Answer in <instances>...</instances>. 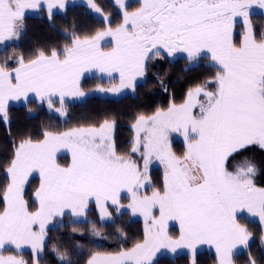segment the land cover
<instances>
[{"label": "snow or ice", "instance_id": "6c2138e0", "mask_svg": "<svg viewBox=\"0 0 264 264\" xmlns=\"http://www.w3.org/2000/svg\"><path fill=\"white\" fill-rule=\"evenodd\" d=\"M115 3L122 12L116 26L93 0H87L109 26L83 38L73 33L70 43L59 50L39 49L28 58L14 57L15 67L7 60L0 63L3 119H7L8 102L27 99L29 93L49 108L58 97L61 107L56 111L64 115L65 97L85 96L80 77L91 68L109 76L119 74L118 85L98 87L100 92L134 90L137 77L145 74L146 62L164 53H186L189 61L203 53L217 70L208 81L189 89L182 102L137 115L126 154L117 151L114 121L109 119L98 126L45 131L37 141L23 140L7 164V183L0 189L4 202L0 250L5 245L17 250L28 245L33 264H40L46 228L54 218L66 212L86 218L94 202L100 220H111L125 208L120 193L126 190L131 195L126 207L144 216L143 240L115 254L92 253L86 264H152L160 248L173 253L188 249L192 264H197L199 244L215 247L218 264H234L235 250L248 248L251 238L237 220V211L246 209L264 230V187L254 183L258 166L249 158L233 163L250 146L264 150V27L257 32L251 19L256 9L264 10V0H140L134 11L126 10L125 0ZM38 6L39 0H0V45L20 36L25 10ZM54 6L65 8L64 0L48 4L50 18ZM260 15L264 18V11ZM237 17L243 27L239 39ZM105 37L112 38L107 51L100 43ZM174 132L184 138L181 154L172 149ZM61 150L71 153L70 165L57 163ZM137 153L139 160L132 158ZM153 159L163 165L162 188L151 185ZM33 172L39 173L34 192L38 207L29 210L25 185ZM146 184L152 187L151 195L140 194ZM156 208L158 217L153 215ZM169 220L179 221V239L168 236ZM91 233L100 235L95 224ZM261 241L264 245V236ZM58 259L71 264L68 253L58 254ZM0 264L26 262L0 251ZM247 264L259 262L250 257Z\"/></svg>", "mask_w": 264, "mask_h": 264}, {"label": "trees", "instance_id": "16d2710c", "mask_svg": "<svg viewBox=\"0 0 264 264\" xmlns=\"http://www.w3.org/2000/svg\"><path fill=\"white\" fill-rule=\"evenodd\" d=\"M93 2L101 8L103 14L110 18L118 14L112 0H93ZM130 5L135 7L137 3L132 2ZM252 21L257 32L264 27V18L260 14L252 15ZM23 24L24 28L20 36L0 47V63L7 60L10 66L15 67L14 57L24 55L28 58L39 49L59 50L70 43L73 33L83 38L104 28L103 20L94 16L84 5H68L62 11L52 10L51 18L48 9L42 8L24 16ZM239 33L236 32L237 39H239ZM202 60L199 64L191 66L186 58L170 60L163 56L160 59H151L146 64L144 80L135 86L132 93L119 98L93 94L83 103L64 102L63 109L66 113L64 119L54 112L59 105L56 98L52 108H49L46 101L39 100H29L22 105L9 106L6 109L7 119L0 117V189L7 183L5 169L18 145L28 138L33 141L43 139L45 131L64 132L72 128L98 126L104 119H109L114 121L112 137L117 151L128 153L134 136L131 125L137 115L141 113L150 115L157 109L167 108L170 102H182L189 89L205 83L215 74L216 67L206 65ZM81 82V87L89 90L103 81L91 77ZM171 144L173 151L177 154L184 151V146L177 140ZM238 157L241 160L249 158L254 161L262 157L256 163L260 160L264 163V151L260 152L255 148L243 151ZM132 158L139 160V155L133 154ZM57 161L66 166L68 158L62 156ZM262 174L264 175V168ZM149 176L151 185L162 188L163 174L159 167L150 168ZM37 187L38 179L35 177L25 186V198L30 206L33 205L32 199ZM151 191L152 187L148 186L140 194ZM130 202L131 195H123L120 203L125 208L120 214L114 213L113 219L109 222L99 220L95 204L91 203L87 222L77 224L64 222L47 229L45 237L48 236L49 239L46 247L48 249L55 247L61 254L68 253L71 264H86L87 259L95 252L114 254L132 248L137 242L143 240L146 224L134 217L131 210L126 207ZM3 207L4 202L0 193V210ZM111 208L112 206L110 210ZM238 221L252 234V241L248 248L233 257L234 264H247L250 257L257 260L259 264H264V248L261 245L262 230L259 224L246 217H239ZM93 224L99 230V236L92 235ZM77 243L83 246L82 249L74 247ZM11 252L14 251L6 249L3 253ZM47 254L50 255V252ZM51 261L52 264H59L55 257ZM196 261L197 264H217L215 255L210 251L196 252ZM154 264H192V258L187 254L162 255Z\"/></svg>", "mask_w": 264, "mask_h": 264}, {"label": "rangeland", "instance_id": "374dc122", "mask_svg": "<svg viewBox=\"0 0 264 264\" xmlns=\"http://www.w3.org/2000/svg\"><path fill=\"white\" fill-rule=\"evenodd\" d=\"M112 2L115 4V6H116V10H117V15H115V16H113L112 18H110L109 16V20H110V22H111V26H116L118 23H120L121 21H122V12H121V10L119 9V6L115 3V0H112ZM132 2H136L137 3V6L135 5V7H132V5H130V4H132ZM139 3H140V0H125V6H126V10H128V11H134L135 10V8L136 7H138L139 6ZM68 5H70V6H75V5H84V6H86L87 8H88V10L91 12V13H93L94 14V16H96V17H99V19H101V20H103V18H102V16H101V14H98V13H95L94 11H92L91 9H90V7L88 6V4H87V0H69V4ZM67 5V6H68ZM43 7H46V6H43ZM63 10V9H62ZM62 10H60V11H62ZM262 11H264V10H259V9H256V12H255V14H260V12H262ZM255 14H253V15H255ZM103 15H105V14H103ZM107 16V15H106ZM251 19H252V16H251ZM112 20V21H111ZM103 24H104V28L105 27H107V26H109L108 24H106L105 22H104V20H103ZM237 25H238V28H237ZM104 28H102V29H100V30H103ZM100 30H98V31H100ZM242 30H243V27H242V18H240V17H237V23H236V26H235V33L236 32H242ZM92 31H94L93 29H92ZM97 31H95L94 33H92V34H90V35H94L95 33H96ZM89 36V35H88ZM14 40V39H13ZM101 48L103 49V50H110V48H111V46H112V38L111 37H105V39L104 40H102L101 42ZM163 56L164 57H168L170 60H173V59H175V58H186V56H187V54L186 53H176V54H174L173 56H168L166 53H164L163 54ZM161 57H155V58H153L154 60L155 59H160ZM187 59V58H186ZM201 59H203L202 61H204V63L206 64V65H210V66H214L210 61H209V59L207 58V56L205 55V54H201V57L199 58V59H197V60H195V61H189V64L191 65V66H195V65H197V64H199L200 62H201ZM188 60V59H187ZM148 62V61H147ZM147 62H146V64H147ZM94 70H95V72L94 73H96V74H91L90 76H87V77H84L83 79H81L80 80V88H81V90L85 93V96H83V97H65V100H64V102H66L67 104H70V103H83L84 101H86L90 96H92L93 94H96L97 96H101V97H113V98H119V97H121V96H123V95H125V94H127V93H132V91H133V89H123L122 91H120V92H100V91H98L97 89H98V87H103V88H111V87H113L114 85H118L119 84V74L118 73H112V75L111 76H109L107 73H102V72H100V70L99 69H97V68H94ZM146 75V72H145V74L143 75V76H141V77H137V79H136V82H135V86L137 85V84H139L140 82H142L143 80H144V76ZM91 77H94V78H97L98 80L100 79V80H102L103 82L102 83H100L99 85H97L96 83H94V84H96V85H94L93 86V89H89V90H84L82 87H81V81L82 80H84V79H86V78H91ZM56 99H58V107H57V109L58 108H60L61 107V104H60V102H59V98L58 97H55ZM22 99V98H21ZM29 100H26V101H17V102H12V101H9L8 102V105H7V108L9 107V106H11V104L12 103H16V105H14V106H18V105H22V104H25L26 102H28ZM39 101H41L40 99H39ZM57 115H59L60 117H61V119H64V115H66V113L64 114V115H61V113L60 112H57L56 110L54 111ZM0 117H2V114H0ZM134 137V136H133ZM170 140H171V143L174 141V140H177L178 142H180L183 146H184V149H185V142H184V138H183V136L180 134V133H178V132H174V133H171L170 134ZM252 149V148H255L256 150H258V151H260V152H262V151H264V150H261V149H259L258 147H256V146H250L249 147V149ZM68 153H70L69 151H67V150H61L60 152H58L57 153V156H56V159L58 160V158H60V157H62V156H67V158L69 157V155H68ZM138 154V153H137ZM139 155V154H138ZM260 158H262V157H260ZM260 158H258V159H260ZM257 158H256V161L258 160ZM69 160H70V157L68 158V163H67V165L66 166H68V164H69ZM240 161H242L241 160V158H239L238 156L236 157V160L235 161H233V163H237V162H240ZM254 161V160H253ZM256 161H254V163L258 166V173H257V175L255 176V178H254V183L256 184V186H258V187H264V175L262 174V171H263V168H264V163H263V161L262 160H260V162L259 163H256ZM57 163H58V161H57ZM61 166H65V164H60ZM141 165H142V162H141ZM155 166H157V167H159V169H161V171H162V174H163V165L162 164H160L159 163V161H157V160H155V159H153V161H152V163L149 165V169L150 168H153V167H155ZM263 175V176H262ZM37 178L38 179V186H39V182H40V180H39V173L38 172H33L31 175H30V177H29V180H28V182L32 179V178ZM26 186V185H25ZM149 185H145V187L144 188H142V189H140V192L142 193L143 192V190L145 189V188H147ZM126 191V190H125ZM122 192H124V191H122ZM152 192V191H151ZM151 192H148L147 193V195H151ZM125 193V192H124ZM123 193V195L124 196H128V195H130V193H126V194H124ZM122 194V193H121ZM122 195V196H123ZM121 196V197H122ZM121 197H120V199H121ZM32 204L33 205H29V210H34L36 207H38V204L35 202V197L32 199ZM109 205H110V202H109ZM111 206V205H110ZM96 208V207H95ZM89 210H90V205H89ZM88 210V211H89ZM96 211H97V213H98V218H99V220H100V217H99V212H98V209L96 208ZM153 215L154 216H156V217H158L159 216V210H158V208H156V209H153ZM134 217H136V218H138V219H140V220H142L144 223H145V219H144V216L142 215V214H140L139 212H137V213H135L134 215H133ZM236 216H237V220H238V218L239 217H246L247 219H249L250 221H252V222H256V223H258L259 224V226H260V228H261V230H262V226H261V224L259 223V221H258V218L257 217H253L250 213H248L247 212V210L245 209V210H238L237 211V213H236ZM66 218V219H65ZM113 219V218H112ZM111 219V220H112ZM89 219H88V213H87V216H86V218H84V217H81V218H73V217H71L67 212H66V214L63 216V217H56V218H54L53 219V221L47 226V228H46V231H47V229H49V228H51V227H53V226H59L60 224H62V223H64V222H67L68 224H72V223H74V224H77V223H84V222H87ZM111 220H106V221H101V222H109V221H111ZM241 223V222H240ZM242 224V223H241ZM243 225V224H242ZM145 227H146V225H145ZM166 231H167V234H168V236L171 238V239H173V240H176V239H179V236H180V224H179V221H177V220H169L168 222H167V229H166ZM262 236H264V230H262ZM48 236L47 237H45L44 238V251H43V253L40 255V257H39V262H40V264H52V258H54L55 257V259H56V261L59 263V264H63V262L62 261H60L59 259H58V254H61V253H58V251H57V249L55 248V247H52V248H50V249H48V247H46V243L48 242ZM251 241H252V234H251V238H250V240H249V244L251 243ZM261 245H262V241H261ZM243 247V246H242ZM262 247L264 248V245H262ZM215 248V247H214ZM6 249H12L14 252H11V253H3ZM163 250L162 251H170L171 252V250L169 249V248H162ZM243 249L245 250L246 248H244L243 247ZM0 251H2V253L5 255V256H7V255H17L18 256V258H22V259H24L25 260V262H26V264H33V261H34V257H33V254H32V251H31V248H30V246H28V245H24V246H22V248L20 249V250H17V249H15V246L14 245H5V249H3V250H0ZM178 251H181V252H183V248H181V249H178L177 250V253H178ZM199 251H207V250H197V252H199ZM47 252H50V255H48L47 254ZM216 252V251H215ZM243 252V251H242ZM161 252L159 251V252H156V254H155V256L154 257H156V255L157 254H160ZM213 253V252H212ZM115 254V253H114ZM181 254H187V255H190L189 253H185V252H183V253H181ZM162 255H166V254H162ZM162 255H159L158 257H160V256H162ZM176 255H179V254H176ZM235 255H237V254H235ZM234 255V256H235ZM167 256H170V255H167ZM153 257V258H154ZM158 257L156 258V260L158 259ZM153 263V262H152ZM155 263V262H154ZM153 263V264H154Z\"/></svg>", "mask_w": 264, "mask_h": 264}, {"label": "crops", "instance_id": "0c3cea01", "mask_svg": "<svg viewBox=\"0 0 264 264\" xmlns=\"http://www.w3.org/2000/svg\"><path fill=\"white\" fill-rule=\"evenodd\" d=\"M60 2V0H39V6L37 7V8H29V9H26L25 10V13H24V16H26V15H28V14H31V13H35V12H37L38 10H40V9H42V8H47V6H48V4L49 3H52V4H54V5H58V3ZM64 3H65V7L69 4V0H64ZM43 6H46V7H43ZM64 9V8H63ZM53 11H60V10H62L61 8H59L58 6H54L53 7V9H52ZM10 41H12V40H10ZM10 41H6V42H10ZM5 42V43H6ZM4 45V44H3ZM3 45H0V47L1 46H3ZM95 72V70H94V68H91V69H88V70H86V71H84L83 72V74L81 75V77H80V80L81 79H83L84 77H87V76H90L91 74H96V73H94ZM26 100H39V98L38 97H36L35 96V94L34 93H29V95H28V98L27 99H24V98H22V99H20V100H10V101H12V102H17V101H26ZM14 105H16V103H12L11 104V106H14ZM68 155H69V157H70V160H69V164L68 165H70L71 164V153H68ZM68 157V158H69ZM125 192V193H124ZM124 192H121L120 193V197L123 195V193L124 194H126V193H128L127 191H124ZM163 249L162 248H160V254H157L156 255V257H154L153 258V263L156 261V258L159 256V255H162V254H166V255H170V256H175L176 254H181V253H183V252H185V253H189L190 254V250H188V249H184L183 248V252H181V251H178V253L177 252H175V253H173L172 251L170 252H168V251H162ZM197 250H207V251H210V252H213V254L215 255V257H216V259H217V264H218V258H217V254H216V252H215V248H214V246H212V245H208V244H199V245H197ZM158 251V252H159ZM242 251H244V249H243V247L242 246H239L236 250H235V254H239L240 252H242ZM234 254V255H235ZM152 263V264H153Z\"/></svg>", "mask_w": 264, "mask_h": 264}]
</instances>
